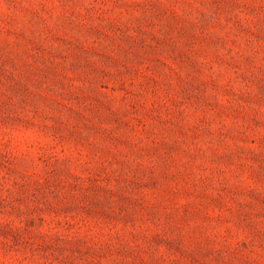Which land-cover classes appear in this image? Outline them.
<instances>
[{
  "label": "rangeland",
  "instance_id": "rangeland-1",
  "mask_svg": "<svg viewBox=\"0 0 264 264\" xmlns=\"http://www.w3.org/2000/svg\"><path fill=\"white\" fill-rule=\"evenodd\" d=\"M0 264H264V0H0Z\"/></svg>",
  "mask_w": 264,
  "mask_h": 264
}]
</instances>
